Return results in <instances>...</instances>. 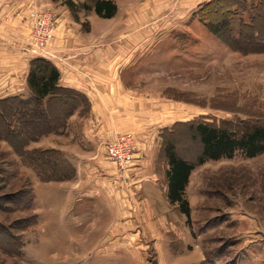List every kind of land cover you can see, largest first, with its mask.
I'll list each match as a JSON object with an SVG mask.
<instances>
[{"label": "rangeland", "instance_id": "1", "mask_svg": "<svg viewBox=\"0 0 264 264\" xmlns=\"http://www.w3.org/2000/svg\"><path fill=\"white\" fill-rule=\"evenodd\" d=\"M208 21L245 25L241 23L233 33L229 27L221 36L211 32ZM182 33L174 45L167 41L148 57L139 58L131 75L125 72L122 79L139 106L156 103L169 106L171 116L183 113L159 131L151 125L161 147L160 171L162 165L166 169L163 148L167 143H173L184 159L197 160L200 147L193 128L199 122L228 128L264 122V0L205 1ZM26 94L12 97L29 98L28 89ZM71 94L78 102L88 100L78 92ZM8 98L0 99V264H159L149 250L140 253L114 247L118 237L113 217L103 211L102 199L86 197L69 203L64 189L53 181L43 182L37 170L23 162L17 153L26 144L31 151L39 144L46 149L53 146V131L36 142L30 134L51 131L53 123L37 128L25 124L30 109H19ZM57 102L50 104L49 117L71 104L60 108ZM127 134L135 142L134 162L140 146L137 134L116 135ZM129 167L118 169L125 173ZM162 176L159 185L164 189ZM187 198L192 204L190 224L185 217L184 224L179 218L175 225L199 241L205 261L264 264V154L254 159L236 154L198 166L191 175ZM181 257H170L166 247L157 256L168 264H182Z\"/></svg>", "mask_w": 264, "mask_h": 264}, {"label": "crops", "instance_id": "2", "mask_svg": "<svg viewBox=\"0 0 264 264\" xmlns=\"http://www.w3.org/2000/svg\"><path fill=\"white\" fill-rule=\"evenodd\" d=\"M112 1L118 7L114 18L82 13L81 23H77L67 7L52 0H0V99L30 91V64L36 57L30 53L29 14L50 10L56 21L49 49L57 59L49 61L60 72L59 86L89 101L86 111L79 105L62 117L64 128L53 132V146L47 149L59 151L76 170L74 179L53 185L66 191L69 203L86 197L102 199L103 211L113 217L118 237L114 247L140 253L149 250L159 264H168L157 258L166 247L170 257L183 255L182 264H203L206 256L199 241L186 228L175 225L179 218L184 220L182 224L186 219L168 202L167 164L159 170L161 147L152 133L183 113L171 116L169 106L156 103L139 106L137 96L124 88L122 79L151 50L167 41L174 45L180 33L185 34L182 31L196 9L209 0ZM84 22L89 23V31L83 29ZM151 125L157 127L153 130ZM130 131L139 138V153L123 173L107 156L105 145L116 134ZM43 148L39 144L35 149ZM162 174L164 189L159 185Z\"/></svg>", "mask_w": 264, "mask_h": 264}, {"label": "trees", "instance_id": "3", "mask_svg": "<svg viewBox=\"0 0 264 264\" xmlns=\"http://www.w3.org/2000/svg\"><path fill=\"white\" fill-rule=\"evenodd\" d=\"M52 2L63 3L77 23H81L80 15L82 13L90 14L93 12L103 19H112L118 13L117 4L112 0H52ZM241 23V21H229V23L212 24L208 21L207 25L212 33L221 35L222 31H229V27L230 32L233 33L240 27ZM242 24L245 25V22ZM82 25L85 31L90 30L88 22H84ZM60 76L59 70L51 61L36 57L31 61L28 76V86L31 96L26 99L17 97L8 98L12 102L18 103L15 104L17 108L30 109V114H25L24 116L25 124L34 125L37 128L43 125L50 126L53 123L51 131L44 133L43 131H37L36 134L30 132V134L34 135V139L31 140L32 142L45 137L46 133L51 134L52 131L59 132L64 128L62 117L75 112L79 105H82L85 111L89 108L88 100L78 102L72 94L70 95V92L75 91L64 90L59 86ZM67 92H69V95ZM55 99L60 100V102H57L60 103V108L62 107L61 105L67 104L69 101H71V104L67 107V110H63L64 114H59L62 111L60 109L57 113L56 111L53 112V116L49 117V113L51 112L49 107ZM31 114L33 116H30ZM4 119L7 118L4 116ZM193 129L197 134L200 147L199 156L195 162L181 157L177 153L173 143H167L163 148L167 160L165 178L168 202L181 215L187 218V223L189 224L192 211L187 198V188L190 184L191 175L198 166H203L211 161L232 159L236 154H242L247 159H254L264 154V122L241 123L231 128L199 122ZM13 131H15V128ZM28 145L26 144L22 147L17 155L22 158L27 166L37 170L38 177L43 182H64L75 178V168L59 151L53 149L31 151L27 149ZM0 234H3L1 233V228ZM203 264L210 263L206 260Z\"/></svg>", "mask_w": 264, "mask_h": 264}, {"label": "built area", "instance_id": "4", "mask_svg": "<svg viewBox=\"0 0 264 264\" xmlns=\"http://www.w3.org/2000/svg\"><path fill=\"white\" fill-rule=\"evenodd\" d=\"M32 25V42L30 53L47 60L56 59L57 55L48 49L53 42L56 18L46 9L34 10L29 14ZM135 142L131 135H117L107 145V156L120 168L130 166L134 159Z\"/></svg>", "mask_w": 264, "mask_h": 264}]
</instances>
